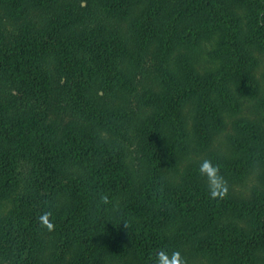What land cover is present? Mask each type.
Wrapping results in <instances>:
<instances>
[{
	"label": "trees",
	"instance_id": "1",
	"mask_svg": "<svg viewBox=\"0 0 264 264\" xmlns=\"http://www.w3.org/2000/svg\"><path fill=\"white\" fill-rule=\"evenodd\" d=\"M263 62L264 0H0V264H264Z\"/></svg>",
	"mask_w": 264,
	"mask_h": 264
},
{
	"label": "rangeland",
	"instance_id": "2",
	"mask_svg": "<svg viewBox=\"0 0 264 264\" xmlns=\"http://www.w3.org/2000/svg\"><path fill=\"white\" fill-rule=\"evenodd\" d=\"M240 18L242 20L241 23H243L245 16H242ZM213 45H214L213 41H211L209 43L205 42L204 45L200 48V50L198 51V54L202 57L203 60L208 59L206 52L211 51L213 49ZM260 58H262V57H260ZM45 59L50 64L49 65V72H50V76H51L50 81L53 83V90H54L59 83H62L60 80V77H59V72H58V70H59V59L49 57V56H46ZM255 78L257 80L259 79V82H260L259 85L261 84L264 86V62L260 65V67L257 68ZM139 89L142 90V86L140 84H139ZM0 95H2V93ZM257 99H262L264 101V91L258 93ZM241 116L243 118L248 119L250 121H253L257 124V126L261 130V133L263 134V139L261 138V140H264V110L254 111L251 108V105L249 103H247L243 107V113ZM221 139H222V137H221ZM132 149H134V148H132ZM131 151H133V150H131ZM244 185L245 186H243V187L237 186V188H238L237 191L241 192L244 196L250 195L251 189H255L256 187L258 189H262L261 185L258 184L257 180L253 176L249 180H247L244 183ZM121 245H123V244L121 242H116L114 240V238H112L110 241H102L101 244L100 243L97 245L94 244V247H96V250H92L91 251L92 253L87 254L86 257H88L90 255H92V256L98 255L99 258H101L103 264H123L126 256H123L120 254L121 253V250H120ZM110 249L114 250V251L111 252ZM48 253H49V251L48 252L46 251V254H48ZM126 253L127 252H125V254ZM75 255L76 254H74V252H68L66 255H64L62 250L58 249V251L54 255V257H52L51 260H50V258L48 260H50V264H78L76 262L77 257ZM60 256L65 257V260L63 263H58L57 261H55V257H60ZM258 259L256 260L255 264H262V261H260V258H258ZM187 261L189 262L187 264H213L210 259L204 258V257H197V258H193V259L188 258ZM45 262H46V259L43 263H45Z\"/></svg>",
	"mask_w": 264,
	"mask_h": 264
},
{
	"label": "clouds",
	"instance_id": "3",
	"mask_svg": "<svg viewBox=\"0 0 264 264\" xmlns=\"http://www.w3.org/2000/svg\"><path fill=\"white\" fill-rule=\"evenodd\" d=\"M208 166V163L207 162H205V165L204 166H202V167H207ZM215 193H213V195H214ZM102 199L105 201V202H107V200H108V197L107 196H104V197H102ZM45 222L47 223V227L49 228V229H51L52 227H53V225L50 223V222H47L46 220H45ZM175 256H179V253L177 252V253H175Z\"/></svg>",
	"mask_w": 264,
	"mask_h": 264
}]
</instances>
